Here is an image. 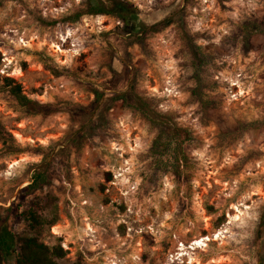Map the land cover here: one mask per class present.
Returning <instances> with one entry per match:
<instances>
[{"label":"rangeland","instance_id":"obj_1","mask_svg":"<svg viewBox=\"0 0 264 264\" xmlns=\"http://www.w3.org/2000/svg\"><path fill=\"white\" fill-rule=\"evenodd\" d=\"M125 1L130 24L70 19L82 0H0V232L61 244L65 264L264 263V0ZM6 77L62 110L29 114ZM129 89L191 131L178 174ZM38 170L50 183L24 192Z\"/></svg>","mask_w":264,"mask_h":264},{"label":"trees","instance_id":"obj_2","mask_svg":"<svg viewBox=\"0 0 264 264\" xmlns=\"http://www.w3.org/2000/svg\"><path fill=\"white\" fill-rule=\"evenodd\" d=\"M82 6V9L74 16H71L70 19L76 20L83 14H107L116 16L125 23L130 24V22L136 20L135 16L138 11L134 4L125 0H82ZM5 85L10 88L12 94L15 95L16 99L25 107L29 114H49L62 110L59 102L43 103L28 98L23 93L22 86L11 77L5 78ZM193 91L203 105L210 103V99L200 86L194 88ZM118 97L124 101L126 106L139 112L157 130L158 136L152 146L154 155L160 157L157 162L162 169L171 167L173 172L178 174L181 160L185 156L183 152L184 143L193 138L191 131L176 124L170 115L158 111L151 101L140 96L133 89L120 93ZM0 135L4 141L12 138V135L2 128H0ZM81 138V135L77 136L75 142L79 143ZM67 150L68 148L66 147L61 151L65 152ZM50 181V172L38 170L32 177L31 182L23 188L24 192L31 193L42 189ZM43 211L44 205L40 200H36L32 206L24 210L22 215L28 221L32 230H37L42 225ZM262 227L264 229V216ZM263 229L260 231H263ZM65 254L66 250L61 244L49 246L41 241L37 235L18 237L6 227L0 232V264H65L59 260ZM12 257L15 258L13 263L11 262Z\"/></svg>","mask_w":264,"mask_h":264},{"label":"bare ground","instance_id":"obj_3","mask_svg":"<svg viewBox=\"0 0 264 264\" xmlns=\"http://www.w3.org/2000/svg\"><path fill=\"white\" fill-rule=\"evenodd\" d=\"M209 239L208 236H201L199 238H197L196 240H194V242L192 243V245H196V247L200 246V245H205V241ZM191 245V247H192ZM194 247V246H193Z\"/></svg>","mask_w":264,"mask_h":264}]
</instances>
